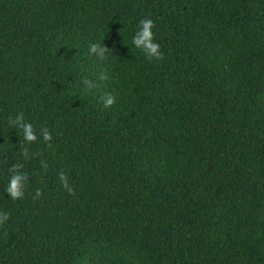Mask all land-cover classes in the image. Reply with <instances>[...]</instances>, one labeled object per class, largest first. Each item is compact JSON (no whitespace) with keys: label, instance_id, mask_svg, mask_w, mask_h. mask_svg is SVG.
<instances>
[{"label":"trees","instance_id":"1","mask_svg":"<svg viewBox=\"0 0 264 264\" xmlns=\"http://www.w3.org/2000/svg\"><path fill=\"white\" fill-rule=\"evenodd\" d=\"M0 212V264H264V0H0Z\"/></svg>","mask_w":264,"mask_h":264},{"label":"clouds","instance_id":"2","mask_svg":"<svg viewBox=\"0 0 264 264\" xmlns=\"http://www.w3.org/2000/svg\"><path fill=\"white\" fill-rule=\"evenodd\" d=\"M153 20L151 18H142L138 21L137 29L134 35L131 37V43L137 48L140 49L147 59L160 60L163 58V53L160 51V45L153 39ZM91 50L93 52H97V45L93 44L91 46ZM99 53H103L106 51L105 47L101 46L99 48ZM102 103L105 107L110 106L114 102V96L112 94L102 95L100 97ZM17 122L22 120L21 116H17ZM23 132V138L25 141H32L36 139L35 133L33 132V126L31 123H21L19 125ZM43 139L49 140L50 136L47 131L43 133ZM59 178L64 184L68 191H72L69 187L65 174L60 172ZM26 182L25 174L21 171H17L11 176H9L8 183L5 187V191L10 194L12 199H16L23 194V184ZM8 218V214L6 212H0V222H3Z\"/></svg>","mask_w":264,"mask_h":264}]
</instances>
